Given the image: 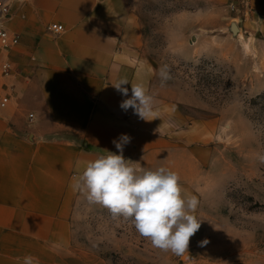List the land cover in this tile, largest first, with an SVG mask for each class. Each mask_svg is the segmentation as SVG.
<instances>
[{"label":"crops","instance_id":"0c3cea01","mask_svg":"<svg viewBox=\"0 0 264 264\" xmlns=\"http://www.w3.org/2000/svg\"><path fill=\"white\" fill-rule=\"evenodd\" d=\"M140 1L14 0L7 26L19 44L0 53L13 68L0 78V264L27 255L33 264H105L71 248L78 176L105 150L117 152L121 134L131 137L124 157L138 164L173 133L172 91H158L142 55ZM246 1L264 35V0ZM55 23L64 33L48 32ZM124 78L153 96L150 121L121 109L131 84L128 97L112 85Z\"/></svg>","mask_w":264,"mask_h":264},{"label":"rangeland","instance_id":"374dc122","mask_svg":"<svg viewBox=\"0 0 264 264\" xmlns=\"http://www.w3.org/2000/svg\"><path fill=\"white\" fill-rule=\"evenodd\" d=\"M252 12L246 0L140 1L142 55L172 91L173 133L134 167L176 172L201 227L178 257L80 191L73 250L105 264H264V35Z\"/></svg>","mask_w":264,"mask_h":264},{"label":"clouds","instance_id":"9594fccd","mask_svg":"<svg viewBox=\"0 0 264 264\" xmlns=\"http://www.w3.org/2000/svg\"><path fill=\"white\" fill-rule=\"evenodd\" d=\"M162 82L170 78L167 68L160 70ZM130 82L124 78L112 86L128 97ZM131 96L122 100L120 107L132 109L140 119L150 121L154 117V98L142 83H130ZM153 120V119H152ZM131 142L128 134H121L112 143L117 152L107 151L89 161L78 176L75 187L86 193L90 203L106 207L113 218L130 220L135 230L151 241L155 248L170 251L182 257L186 254L190 239L201 227L194 215L199 201L197 197L182 195L179 175L163 166L155 169L136 168L137 163L126 159L124 147ZM209 241L199 242L204 246ZM31 255L23 257V264H33Z\"/></svg>","mask_w":264,"mask_h":264},{"label":"built area","instance_id":"2783aa9c","mask_svg":"<svg viewBox=\"0 0 264 264\" xmlns=\"http://www.w3.org/2000/svg\"><path fill=\"white\" fill-rule=\"evenodd\" d=\"M14 0H0V53H5L19 44V38L12 35L8 29V21L11 15ZM48 32L54 35L64 33L65 27L62 24H51L47 28ZM13 74V68L10 62L0 60V78H8ZM5 106V103H1ZM33 119V115H30Z\"/></svg>","mask_w":264,"mask_h":264},{"label":"water","instance_id":"95a60500","mask_svg":"<svg viewBox=\"0 0 264 264\" xmlns=\"http://www.w3.org/2000/svg\"><path fill=\"white\" fill-rule=\"evenodd\" d=\"M237 29H238V28H237L236 26L233 27V30H234V31H237Z\"/></svg>","mask_w":264,"mask_h":264},{"label":"bare ground","instance_id":"6f19581e","mask_svg":"<svg viewBox=\"0 0 264 264\" xmlns=\"http://www.w3.org/2000/svg\"><path fill=\"white\" fill-rule=\"evenodd\" d=\"M238 30V29H237Z\"/></svg>","mask_w":264,"mask_h":264}]
</instances>
